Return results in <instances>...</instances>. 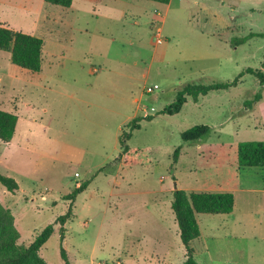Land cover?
Returning <instances> with one entry per match:
<instances>
[{
	"label": "rangeland",
	"instance_id": "1",
	"mask_svg": "<svg viewBox=\"0 0 264 264\" xmlns=\"http://www.w3.org/2000/svg\"><path fill=\"white\" fill-rule=\"evenodd\" d=\"M258 2L72 0L64 8L0 0L1 25L43 40L39 72L0 50V109L18 116L13 145L0 140V173L18 189L0 183V204L13 215L18 245L63 214L65 196L89 180L64 225L71 264H181L173 190L232 191V213L197 215L194 258L264 264V169L236 160L239 142L264 141V83L244 74L234 87L161 113L187 83L231 80L245 67L264 72V36H249L264 32ZM136 116L140 128L126 140L133 163L124 164L118 137ZM202 123L212 126L208 136L181 139ZM59 244L56 224L38 251L46 264H64Z\"/></svg>",
	"mask_w": 264,
	"mask_h": 264
},
{
	"label": "trees",
	"instance_id": "2",
	"mask_svg": "<svg viewBox=\"0 0 264 264\" xmlns=\"http://www.w3.org/2000/svg\"><path fill=\"white\" fill-rule=\"evenodd\" d=\"M161 4H167L170 0H150ZM46 4H53L68 8L72 0H44ZM249 36H264L263 32L250 33ZM43 40L36 35H30L21 31L13 30L0 24V50L9 52L10 61L14 65L31 72H39L42 64ZM264 67V60L262 62ZM244 74L256 77L260 84L264 83V72L260 69L245 67L233 79L225 81H214L208 84L187 83L175 93L174 100L161 109L164 114L178 113L187 97L198 101L200 96L211 91L226 90L238 84L239 78ZM260 94H257L252 102L257 101ZM143 117L136 116L126 124L128 131H121L118 137L120 155L124 164L133 163L126 157L129 155L130 147L126 143L131 137V132L140 128V121ZM151 120L152 116H146ZM18 116L9 111L0 109V140L9 142L14 136ZM212 126L207 123L196 124L181 132L180 137L185 142L197 141L210 133ZM179 148H175L172 155L171 167L177 162ZM236 160L239 167H258L264 169V141H241L237 144ZM98 172V171H97ZM0 183L10 192L18 189L17 182L9 176L0 173ZM89 180L84 181L75 188L65 199L70 201L67 210L57 215L53 223L47 224L27 245H18L19 233L14 227L13 215L9 208L0 204V264H46L39 256L40 247L47 241L54 231V225H58L59 252L64 264H71L62 241L65 238V223L73 217L71 203L78 193L82 192L88 185ZM234 207V195L230 191L220 192H186L183 189H174L170 208L174 215L180 241L184 247L185 259L181 264H197L194 258L192 242L200 237V228L197 215L202 213L229 214Z\"/></svg>",
	"mask_w": 264,
	"mask_h": 264
},
{
	"label": "crops",
	"instance_id": "3",
	"mask_svg": "<svg viewBox=\"0 0 264 264\" xmlns=\"http://www.w3.org/2000/svg\"><path fill=\"white\" fill-rule=\"evenodd\" d=\"M168 3H169V2H168ZM168 3H167V4H168ZM258 3L261 4L260 6H264V0H260V2H258ZM252 4H253V3H251L250 7L252 6ZM102 5L105 6L104 4H102ZM70 6H71V5H70ZM251 10H254V8H252ZM121 12H123V11H121ZM253 13H255V12H253ZM250 14H252V13H250ZM263 33H264V32H263ZM14 134H15V133H14ZM13 137H14V136H13ZM12 141H13V138L11 139L10 142H8V143H10L11 146L13 145V144H12V143H13ZM218 171H220V172H221L220 174L223 175V174H224V171H225V168L219 167V168H218ZM230 192H232V191H230ZM231 213H232V212H231ZM229 214H230V213H229Z\"/></svg>",
	"mask_w": 264,
	"mask_h": 264
},
{
	"label": "built area",
	"instance_id": "4",
	"mask_svg": "<svg viewBox=\"0 0 264 264\" xmlns=\"http://www.w3.org/2000/svg\"><path fill=\"white\" fill-rule=\"evenodd\" d=\"M154 88H157V85H154ZM151 91H153V89H152V87H149V88L147 89V92L149 93V92H151Z\"/></svg>",
	"mask_w": 264,
	"mask_h": 264
}]
</instances>
